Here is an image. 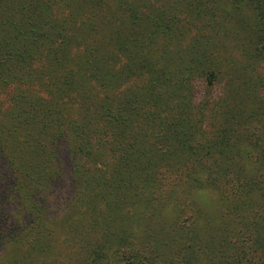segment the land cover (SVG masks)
<instances>
[{
  "label": "trees",
  "instance_id": "trees-1",
  "mask_svg": "<svg viewBox=\"0 0 264 264\" xmlns=\"http://www.w3.org/2000/svg\"><path fill=\"white\" fill-rule=\"evenodd\" d=\"M262 62L264 0H0V249L264 264Z\"/></svg>",
  "mask_w": 264,
  "mask_h": 264
},
{
  "label": "rangeland",
  "instance_id": "rangeland-1",
  "mask_svg": "<svg viewBox=\"0 0 264 264\" xmlns=\"http://www.w3.org/2000/svg\"><path fill=\"white\" fill-rule=\"evenodd\" d=\"M264 62L261 63L263 65ZM264 75V67L260 69ZM264 89V87H263ZM197 202L202 206L206 211V215L209 218L214 220L219 218L220 211V201L218 194L215 190L204 189L195 194ZM63 237H66L64 235ZM4 248L0 249V264H78L79 258H72L73 260L69 261L67 259V251L61 247H58L55 250L51 251L50 249L46 250H37L33 248H28L26 244L18 241H9L4 244ZM194 249L189 250V256H192ZM157 254L160 255V251H157ZM172 254V253H171ZM212 254V253H211ZM170 253H168V256ZM205 254H200L199 259L194 264H204L207 257H204Z\"/></svg>",
  "mask_w": 264,
  "mask_h": 264
}]
</instances>
